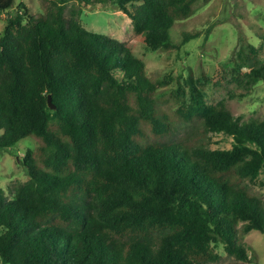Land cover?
Listing matches in <instances>:
<instances>
[{"label":"trees","instance_id":"trees-1","mask_svg":"<svg viewBox=\"0 0 264 264\" xmlns=\"http://www.w3.org/2000/svg\"><path fill=\"white\" fill-rule=\"evenodd\" d=\"M47 1L37 15L18 4L0 34V150L39 143L22 158L29 179L10 198L0 189L1 264H219L218 245L250 262L241 233L264 231V208L238 183L264 168V118L206 105L192 77L187 102L179 83L148 75L133 45L82 27L83 8L64 12L71 1L121 9L149 49L170 51L198 0ZM13 6L0 0L1 11ZM244 41L235 63L264 81L261 47ZM172 109L230 135L233 148L169 141Z\"/></svg>","mask_w":264,"mask_h":264},{"label":"rangeland","instance_id":"rangeland-1","mask_svg":"<svg viewBox=\"0 0 264 264\" xmlns=\"http://www.w3.org/2000/svg\"><path fill=\"white\" fill-rule=\"evenodd\" d=\"M20 3H25L34 15L43 13L50 5L47 0H14L13 8L0 10V34L6 25L7 14L13 13ZM79 7L83 8L82 27L133 45V52L143 60L148 75L154 80L164 79L171 89H176L179 83L185 90L187 102H190V95L186 81L192 77L196 82L204 83L206 105L223 103L225 110L241 122L264 118V81L250 82L245 77L247 69L235 63L237 50L244 40V43L247 40L261 47L264 59V0H198L193 15L177 22L171 31L170 37L176 47L170 51L149 49L135 36L131 19L121 9L101 4L83 6L71 1L65 6V15L70 16L71 11ZM211 26L210 35L205 38L206 30ZM197 31H201L198 38L180 45L184 33ZM201 71L205 77L201 76ZM114 75L121 76L118 70ZM173 111L167 110L172 119L169 141L212 150L233 148L235 141L230 135L206 129L200 118L190 122L177 120L172 116ZM38 144L36 139L25 138L14 147L0 150V189L8 198L17 185L29 179L22 158L27 150H35ZM238 185L256 197L264 208V168ZM241 238L250 259L245 264H264V231L242 232ZM214 252L220 257L219 264H243L229 256L221 245L215 246Z\"/></svg>","mask_w":264,"mask_h":264},{"label":"water","instance_id":"water-1","mask_svg":"<svg viewBox=\"0 0 264 264\" xmlns=\"http://www.w3.org/2000/svg\"><path fill=\"white\" fill-rule=\"evenodd\" d=\"M48 104L50 108H54L53 104L51 103V97L48 96Z\"/></svg>","mask_w":264,"mask_h":264}]
</instances>
